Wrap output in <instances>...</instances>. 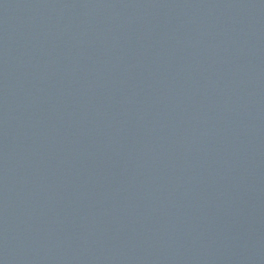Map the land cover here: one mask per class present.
<instances>
[{
    "label": "water",
    "instance_id": "water-1",
    "mask_svg": "<svg viewBox=\"0 0 264 264\" xmlns=\"http://www.w3.org/2000/svg\"><path fill=\"white\" fill-rule=\"evenodd\" d=\"M0 264H264V0H0Z\"/></svg>",
    "mask_w": 264,
    "mask_h": 264
}]
</instances>
